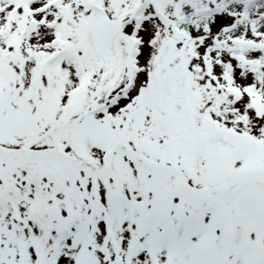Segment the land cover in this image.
Listing matches in <instances>:
<instances>
[{
	"label": "snow or ice",
	"instance_id": "snow-or-ice-1",
	"mask_svg": "<svg viewBox=\"0 0 264 264\" xmlns=\"http://www.w3.org/2000/svg\"><path fill=\"white\" fill-rule=\"evenodd\" d=\"M0 264H264V0H0Z\"/></svg>",
	"mask_w": 264,
	"mask_h": 264
}]
</instances>
